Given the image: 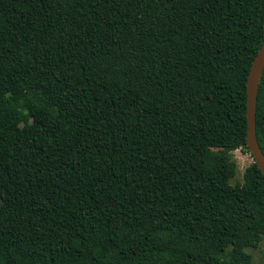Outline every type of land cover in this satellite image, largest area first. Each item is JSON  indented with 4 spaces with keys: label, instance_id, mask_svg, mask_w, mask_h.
<instances>
[{
    "label": "trees",
    "instance_id": "trees-1",
    "mask_svg": "<svg viewBox=\"0 0 264 264\" xmlns=\"http://www.w3.org/2000/svg\"><path fill=\"white\" fill-rule=\"evenodd\" d=\"M263 44L264 0H0V264H254L264 174L207 154Z\"/></svg>",
    "mask_w": 264,
    "mask_h": 264
},
{
    "label": "water",
    "instance_id": "water-1",
    "mask_svg": "<svg viewBox=\"0 0 264 264\" xmlns=\"http://www.w3.org/2000/svg\"><path fill=\"white\" fill-rule=\"evenodd\" d=\"M264 69V44L256 55L248 78V104H247V146L249 147L255 162L264 174V152L259 144L256 129V111L259 81Z\"/></svg>",
    "mask_w": 264,
    "mask_h": 264
},
{
    "label": "rangeland",
    "instance_id": "rangeland-1",
    "mask_svg": "<svg viewBox=\"0 0 264 264\" xmlns=\"http://www.w3.org/2000/svg\"><path fill=\"white\" fill-rule=\"evenodd\" d=\"M207 155L211 159L226 158L236 161L237 172L231 179L232 184L242 183L245 169L255 161L251 152L241 149L211 148ZM247 251L251 253L254 264H264V237L257 247H248Z\"/></svg>",
    "mask_w": 264,
    "mask_h": 264
}]
</instances>
